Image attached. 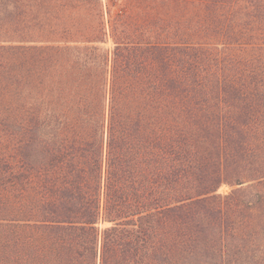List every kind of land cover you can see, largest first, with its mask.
Masks as SVG:
<instances>
[{
  "label": "trees",
  "instance_id": "trees-1",
  "mask_svg": "<svg viewBox=\"0 0 264 264\" xmlns=\"http://www.w3.org/2000/svg\"><path fill=\"white\" fill-rule=\"evenodd\" d=\"M0 264H264V0H0Z\"/></svg>",
  "mask_w": 264,
  "mask_h": 264
},
{
  "label": "rangeland",
  "instance_id": "rangeland-1",
  "mask_svg": "<svg viewBox=\"0 0 264 264\" xmlns=\"http://www.w3.org/2000/svg\"><path fill=\"white\" fill-rule=\"evenodd\" d=\"M231 191V189L229 187L223 186L220 188L219 193L221 195H225L228 194Z\"/></svg>",
  "mask_w": 264,
  "mask_h": 264
}]
</instances>
